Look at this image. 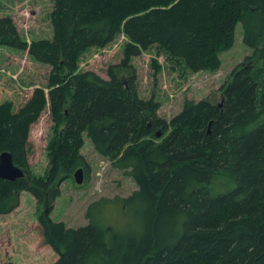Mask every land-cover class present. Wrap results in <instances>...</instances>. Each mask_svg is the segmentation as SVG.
I'll use <instances>...</instances> for the list:
<instances>
[{"label": "trees", "instance_id": "obj_1", "mask_svg": "<svg viewBox=\"0 0 264 264\" xmlns=\"http://www.w3.org/2000/svg\"><path fill=\"white\" fill-rule=\"evenodd\" d=\"M50 18L52 38L28 44L0 17V47L28 50L50 67L47 95L36 89L17 112L0 105V154L24 172L0 179V215L27 192L42 243L57 254L52 264H264V0H54ZM238 24L255 63L231 72L220 105L186 100L167 121L155 100L140 98L133 56L157 45L193 72L215 70ZM120 32L131 45L107 79L78 70L84 51ZM47 101L54 135L37 177L28 135ZM83 135L137 189L91 203L87 223L70 228L49 215L59 183L80 167L89 180ZM116 205L127 218L122 230L102 220Z\"/></svg>", "mask_w": 264, "mask_h": 264}, {"label": "rangeland", "instance_id": "obj_2", "mask_svg": "<svg viewBox=\"0 0 264 264\" xmlns=\"http://www.w3.org/2000/svg\"><path fill=\"white\" fill-rule=\"evenodd\" d=\"M53 3L54 0H0V17L11 18L21 40L28 44L50 40ZM242 38L243 31L238 24L234 45L219 55V66L215 70L197 72L157 45L151 46L130 59L137 74L138 95L144 100H155L159 104L158 115L167 121L180 112L186 100L219 104L221 89L230 80L231 72L239 66L255 63L253 51L244 46ZM130 45L129 39L120 32L105 47L84 51L78 58V70H91L107 79V68L119 64ZM49 76L50 67L36 61L28 50L0 47V105L11 103L13 112H17L36 89H43L47 95ZM54 127L47 101L39 118L29 128L28 166L34 176H43L48 167L47 146L54 135ZM83 141L80 153L90 166L89 180L76 185L70 177L59 183L60 196L49 215L52 221L63 222L70 228L87 223L85 214L91 203L101 198L127 197L137 189L129 177L94 151L85 135ZM102 220L120 230L127 226V218L117 205L106 208ZM56 259L57 254L42 243L36 201L22 192L19 207L10 214L0 215V264H52Z\"/></svg>", "mask_w": 264, "mask_h": 264}, {"label": "water", "instance_id": "obj_3", "mask_svg": "<svg viewBox=\"0 0 264 264\" xmlns=\"http://www.w3.org/2000/svg\"><path fill=\"white\" fill-rule=\"evenodd\" d=\"M159 136L160 134L156 133V137ZM84 174L85 172L82 167L75 170L72 178L76 185H81L83 183ZM22 178H24V172L13 163L12 155L9 152H2L0 154V179L14 182Z\"/></svg>", "mask_w": 264, "mask_h": 264}, {"label": "bare ground", "instance_id": "obj_4", "mask_svg": "<svg viewBox=\"0 0 264 264\" xmlns=\"http://www.w3.org/2000/svg\"><path fill=\"white\" fill-rule=\"evenodd\" d=\"M83 181H85V180H83Z\"/></svg>", "mask_w": 264, "mask_h": 264}]
</instances>
